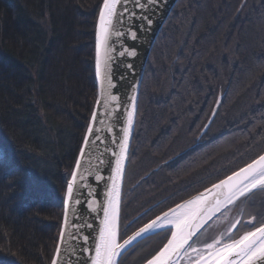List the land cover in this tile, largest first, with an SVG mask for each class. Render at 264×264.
<instances>
[{"label":"trees","instance_id":"16d2710c","mask_svg":"<svg viewBox=\"0 0 264 264\" xmlns=\"http://www.w3.org/2000/svg\"><path fill=\"white\" fill-rule=\"evenodd\" d=\"M101 2L0 0V264L53 257L66 181L96 98ZM262 153L264 0H178L144 71L119 234L126 238ZM243 205L241 223L250 212ZM168 237L134 245L132 264H144Z\"/></svg>","mask_w":264,"mask_h":264},{"label":"snow or ice","instance_id":"6c2138e0","mask_svg":"<svg viewBox=\"0 0 264 264\" xmlns=\"http://www.w3.org/2000/svg\"><path fill=\"white\" fill-rule=\"evenodd\" d=\"M151 2L155 3L156 0H151ZM125 10V0H103L100 7L96 45L98 77L102 76V65H106L107 60L110 59V38L112 35H119L114 28L113 20L115 18L119 22ZM133 38L135 39V35ZM131 54L135 55V52ZM109 84L111 85L110 81ZM111 99L116 100V97L112 96ZM134 112L135 106L133 105V111L128 115L129 128L123 129V136L116 141L119 144L120 152L116 159L115 172L109 177L111 184L107 192V203L99 206L102 219L98 229L97 242L91 249L94 255L89 258L90 264H119V258L138 238L142 239L150 235H162L167 238L169 234L171 238L167 239V243L148 259L146 264H180L185 257L187 258L185 264H264V217L251 212L248 213V219L243 223L240 220L235 222L241 225L237 235L234 236L229 232L226 238L213 240L211 243L205 244L202 249L195 247V241H193L196 233L220 211L221 207L235 205L237 201L243 205L250 201L257 192H264V154L252 158L250 162L238 170H234L226 179H221L219 183L207 188V195L202 193L193 200L169 208L163 216H157L151 222L145 223L127 238L119 234L121 180L127 159L129 129L133 122ZM96 121L97 116L94 114L85 131L74 168L66 181V205L72 202L81 203V200L74 196V190L78 184L81 187L89 188L88 194L92 195L90 185L80 183L86 181L85 172H88L87 168L81 171V161L86 155H90L86 149H89L91 145L95 144L96 139H99L98 132L100 130L92 126ZM100 123L103 121L101 120ZM109 131H111V127ZM5 156H7L6 153ZM95 178L102 179L98 174ZM253 206L248 203L249 208ZM67 223L66 211L65 228ZM124 227L127 229L128 225H124ZM63 241L64 231L62 230L59 242L62 244ZM85 243H87V237H85ZM59 256L60 249L58 247L52 264H57Z\"/></svg>","mask_w":264,"mask_h":264},{"label":"water","instance_id":"95a60500","mask_svg":"<svg viewBox=\"0 0 264 264\" xmlns=\"http://www.w3.org/2000/svg\"><path fill=\"white\" fill-rule=\"evenodd\" d=\"M177 1L178 0H156V2L153 3L151 0H125L126 10L121 15L119 22L115 18L113 20L114 28L119 33V35L111 36L109 41L110 59L107 60L106 65H102V76L98 77L96 72V45L97 31L99 27V8L95 25L94 39V78L96 98L86 129L89 127L91 118L95 114L97 116V121L92 124V126L95 129H99L100 131L98 132L99 139H96L95 144L91 145L89 149H86V152H90V155H86L81 161V171H83L84 168H87L88 172H85L86 181L80 182L90 185L92 195L88 194L89 188L81 187L80 184H78L77 188L74 190V196L81 200V203L75 204L72 202L71 204L66 205L64 192L63 212L59 236L50 264H52L53 259L56 257L58 247L60 249V256L57 259V264H90L89 258L94 255V252L91 251V249L94 248V245L97 242L98 229L102 219V212L99 211V206L101 204L106 205L107 203V192L111 184L109 177L115 172L116 159L120 152L119 144L116 141H118V139L123 136L122 130L129 128L128 115L133 111L134 105L135 112L133 115L132 125L129 129L130 138L127 159L125 160L124 174L121 180L122 197L124 177L133 139L138 99L144 71L159 32L161 31V28L163 27ZM102 3L103 0L101 5ZM133 35H135V39L133 38ZM132 52H135V55H132ZM109 81L111 82V85L109 84ZM112 96H115L116 100H112ZM222 98L223 95H219L217 98L210 117L197 137V142L205 134L214 120L220 107ZM105 104H107V107H105ZM101 120L103 123H100ZM110 127L111 131H109ZM81 146L82 142L80 148ZM78 156L79 151L76 160ZM97 174L102 177L101 180H97L95 178ZM227 176L222 179H226ZM219 181L215 183H219ZM212 185L208 186L207 188H211ZM207 188L179 203H186L189 200H193L202 193L207 195ZM176 205L172 206L171 208L176 207ZM233 206L234 205L221 207L220 211H218L212 217V219L208 220V222L196 233V235L193 237V241L202 231H204V229H206V227H208L216 219L222 217L224 213H226ZM168 210L169 209L166 211ZM66 211L68 223L67 227L65 228L64 221ZM145 212L134 218L129 223V225L142 216ZM164 212L157 216H163ZM149 222H151V220ZM89 225H91V227H89ZM232 229H235V227ZM62 230L64 231V241L61 244L59 241ZM133 233H131L129 236H131ZM150 236H145L142 239L138 238L137 241L133 243V245L127 248L122 256L134 245ZM85 237H87V243H85ZM170 238L171 237L169 234L168 239ZM166 243L167 240L164 245ZM193 255L195 254L193 253ZM122 256L119 258V261ZM186 261L187 258L185 257L184 260H181L180 264H185ZM146 262L144 264H146Z\"/></svg>","mask_w":264,"mask_h":264},{"label":"rangeland","instance_id":"374dc122","mask_svg":"<svg viewBox=\"0 0 264 264\" xmlns=\"http://www.w3.org/2000/svg\"><path fill=\"white\" fill-rule=\"evenodd\" d=\"M248 203H251L254 206L249 208ZM246 206L248 211L250 210V212L264 217V193L257 192L251 197V200L247 202ZM243 214L244 205L240 204V202H237L232 208L224 213L222 217L213 221L208 227H206V229H204V231L198 235V237L194 240V246L202 249L205 244L211 243L213 240L226 238L229 232L233 233L236 231L239 224L236 225L235 222L237 220L241 221L243 219ZM234 224L236 225L235 229H232ZM132 256L134 255H131V252L127 253L122 257L120 264H132L136 262V259H138L139 256L136 255V258H133Z\"/></svg>","mask_w":264,"mask_h":264},{"label":"flooded vegetation","instance_id":"af4514ba","mask_svg":"<svg viewBox=\"0 0 264 264\" xmlns=\"http://www.w3.org/2000/svg\"><path fill=\"white\" fill-rule=\"evenodd\" d=\"M174 161H175V160H172V162H169L168 164H171V163H173ZM168 164H167V165H168Z\"/></svg>","mask_w":264,"mask_h":264}]
</instances>
